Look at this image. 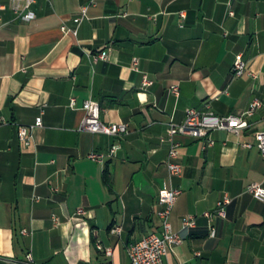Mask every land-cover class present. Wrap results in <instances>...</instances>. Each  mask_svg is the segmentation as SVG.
Listing matches in <instances>:
<instances>
[{"label":"crops","instance_id":"crops-1","mask_svg":"<svg viewBox=\"0 0 264 264\" xmlns=\"http://www.w3.org/2000/svg\"><path fill=\"white\" fill-rule=\"evenodd\" d=\"M90 1L37 0L35 18L23 21L21 0H0V264L27 255L32 264H127L130 245L160 230L166 184L182 190L170 217L182 243L164 264H264V199L247 191L264 187L254 138L264 131V0ZM102 51L107 60L94 61ZM238 58L256 78L233 77ZM254 99L261 106L238 135L214 131L211 146L177 136L182 174L169 183L161 139L170 123L190 109L239 117ZM89 100L127 133L81 131ZM39 117L26 146L18 128ZM114 144L104 164L88 158ZM189 216L195 226L184 229Z\"/></svg>","mask_w":264,"mask_h":264},{"label":"built area","instance_id":"built-area-1","mask_svg":"<svg viewBox=\"0 0 264 264\" xmlns=\"http://www.w3.org/2000/svg\"><path fill=\"white\" fill-rule=\"evenodd\" d=\"M23 2V8L20 9L19 5L15 7L14 11L18 18L23 21H30L35 18L33 11V5L37 0H21ZM98 0H91L90 3L94 4ZM87 5L81 7V16L76 17L73 21L79 26V24L85 19ZM62 30L65 32H72L76 35L77 30H69L63 26ZM94 61L107 60L108 53L102 51L92 56ZM136 65V62H134ZM244 74H249L251 77L257 76L249 72L247 64L241 58H238L232 67V75L234 78L242 77ZM151 82L146 78L143 79V85H149ZM171 93L175 96L179 95V89L177 86H172ZM70 106L76 107L75 99H71ZM261 106L258 99H254L250 105L248 111L239 117L234 116H219L212 113L210 110H196L190 109L187 111L186 119L182 124L170 123L166 131V135L161 139L162 142H168L170 148L168 151L167 161L165 162V168L167 170V178L169 183L173 178L180 177L182 174V165L179 161L178 148L180 143L176 141L177 136H188L194 139H205L206 145L211 146L214 141L211 139L210 134L214 131H228L230 133L238 135L240 131L247 127V121L245 116H251ZM82 109L85 112L83 120L81 122L80 130L94 133L105 134L109 136L124 135L128 131V127L123 123H106L101 119V107L96 101H85L82 105ZM42 125L41 117H39L34 125L21 126L18 128V139L24 145H30L32 141V131L36 127ZM255 146L259 150L264 160V131L255 133ZM251 144H244V147L250 148ZM119 150V146L114 144L110 147L107 153L92 152L88 155V158L94 162L104 164L108 159L114 157L115 153ZM247 191L257 199H264V187L259 183H251L247 187ZM182 190L180 187H173L171 185H165L158 195V205L160 208L157 210V216L160 221L159 232H150L141 237V239L132 245L128 249L129 262L127 264H164L163 259L167 256L168 252L174 247L182 243V237L179 233L175 232L172 228L170 217ZM229 203L227 198L217 203L215 215L219 217H225V206ZM77 215H85L86 212L83 209H78ZM205 217L211 218L212 213L206 212ZM57 220V219H55ZM195 226V220L192 216L183 219L182 227L184 229ZM114 233H119L120 228L112 230ZM22 234H27L26 230L21 231ZM211 233H214L212 229ZM26 264H32V258L30 255L26 256Z\"/></svg>","mask_w":264,"mask_h":264},{"label":"trees","instance_id":"trees-1","mask_svg":"<svg viewBox=\"0 0 264 264\" xmlns=\"http://www.w3.org/2000/svg\"><path fill=\"white\" fill-rule=\"evenodd\" d=\"M107 181V183H108V180H106ZM109 185V184H108Z\"/></svg>","mask_w":264,"mask_h":264}]
</instances>
